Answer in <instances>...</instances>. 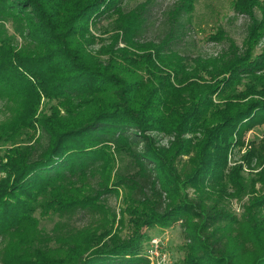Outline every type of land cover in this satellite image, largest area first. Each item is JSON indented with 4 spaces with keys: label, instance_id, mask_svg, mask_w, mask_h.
Masks as SVG:
<instances>
[{
    "label": "trees",
    "instance_id": "16d2710c",
    "mask_svg": "<svg viewBox=\"0 0 264 264\" xmlns=\"http://www.w3.org/2000/svg\"><path fill=\"white\" fill-rule=\"evenodd\" d=\"M124 1L0 0V264H151L146 231L179 223L184 264H264V131L246 141L264 126V0H233L247 36L218 28L208 59L171 47L197 0L160 41L141 40L151 1Z\"/></svg>",
    "mask_w": 264,
    "mask_h": 264
},
{
    "label": "rangeland",
    "instance_id": "374dc122",
    "mask_svg": "<svg viewBox=\"0 0 264 264\" xmlns=\"http://www.w3.org/2000/svg\"><path fill=\"white\" fill-rule=\"evenodd\" d=\"M151 1L148 10L146 11L145 29L141 36L142 41H160L172 27V20L170 12L180 0H125L124 7L127 10L137 8L140 4ZM185 14L181 17L180 22L185 24L180 36L174 40L171 47L180 52L182 55L189 57L202 56L204 59L218 57L228 47V41H215L211 39L218 28L224 30L227 38L233 39L239 47H242L243 42L247 36V26L249 19L237 13L233 7V0H197L195 11L191 15ZM257 16H260L257 12ZM115 16L103 19L97 26L93 27L92 32L99 39L96 44L91 46V50L97 52L101 50L103 45H111L113 37L116 35L114 28ZM181 29V28H180ZM264 45V41L259 47V51ZM125 44L120 41L119 47H124ZM50 105L45 103L43 108L46 110ZM9 107L0 100V119L4 120ZM262 131L264 126L252 130L246 136L247 143L262 138ZM158 137L157 144L161 147H170L173 142V137L167 134H153ZM246 152V147L242 150L237 149L232 156L233 160H239L241 155ZM121 199L111 196L108 204L114 208H119ZM119 211V210H118ZM72 223L77 227H83L88 221L83 214H77L71 218ZM58 218L54 220H41L40 227L50 231ZM150 239L146 242L148 248L144 252L151 264H184L185 251L184 245L186 243L184 231L180 223L170 228H152L146 231ZM153 239L158 242V249L153 244ZM5 242L2 246H5ZM151 252V254H150Z\"/></svg>",
    "mask_w": 264,
    "mask_h": 264
},
{
    "label": "built area",
    "instance_id": "2783aa9c",
    "mask_svg": "<svg viewBox=\"0 0 264 264\" xmlns=\"http://www.w3.org/2000/svg\"><path fill=\"white\" fill-rule=\"evenodd\" d=\"M152 241H153V244H155V246H156V248H154V249L157 250V249H158V246H157V245H158V242H157L155 239H153ZM152 246H153V245H151V246H149V247H151V249H152ZM150 254H151V252H150Z\"/></svg>",
    "mask_w": 264,
    "mask_h": 264
}]
</instances>
